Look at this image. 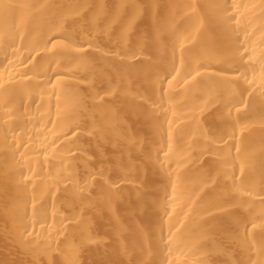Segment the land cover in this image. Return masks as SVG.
I'll return each mask as SVG.
<instances>
[{
    "label": "bare ground",
    "instance_id": "6f19581e",
    "mask_svg": "<svg viewBox=\"0 0 264 264\" xmlns=\"http://www.w3.org/2000/svg\"><path fill=\"white\" fill-rule=\"evenodd\" d=\"M0 264H264V0H0Z\"/></svg>",
    "mask_w": 264,
    "mask_h": 264
}]
</instances>
